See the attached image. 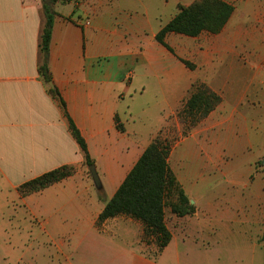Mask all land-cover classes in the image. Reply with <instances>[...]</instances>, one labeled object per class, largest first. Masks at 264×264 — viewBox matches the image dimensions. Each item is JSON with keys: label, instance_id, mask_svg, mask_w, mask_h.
Here are the masks:
<instances>
[{"label": "crops", "instance_id": "1", "mask_svg": "<svg viewBox=\"0 0 264 264\" xmlns=\"http://www.w3.org/2000/svg\"><path fill=\"white\" fill-rule=\"evenodd\" d=\"M169 7L148 0L57 3L47 81L40 73L42 0H0V257L6 262H14L15 246L33 241L56 248L65 264H264V211L239 206L226 188L232 182L204 175L211 150L189 135L206 117L190 126L182 107L195 84L207 85H192L174 51L156 40L175 16ZM87 19L90 25H82ZM52 90L86 141L100 190L85 174L84 154ZM175 115L182 133L163 126ZM155 138L169 144V167L196 211L177 216L167 207L171 241L148 254L141 222L123 215L97 220ZM65 165L74 168L72 176L20 193L23 183ZM201 186L204 195L196 194Z\"/></svg>", "mask_w": 264, "mask_h": 264}, {"label": "rangeland", "instance_id": "2", "mask_svg": "<svg viewBox=\"0 0 264 264\" xmlns=\"http://www.w3.org/2000/svg\"><path fill=\"white\" fill-rule=\"evenodd\" d=\"M148 1L152 5L169 3L170 17L176 15L179 5L195 0ZM225 1L235 10L220 33L205 32L198 37L172 33L166 41L192 85L203 82L220 97L217 108L189 132L199 142H207L211 150L212 163L204 175L232 182L226 188L238 197L239 206L264 211V0ZM167 121L163 125L166 132L170 127L179 133L184 130L180 117ZM85 174L91 176L88 169ZM205 191L201 186L196 194L204 195ZM152 244L141 243V248L145 253H156L155 249L150 252ZM14 250V262L0 257V264H65L59 262L64 258L56 248L33 241H25Z\"/></svg>", "mask_w": 264, "mask_h": 264}, {"label": "trees", "instance_id": "3", "mask_svg": "<svg viewBox=\"0 0 264 264\" xmlns=\"http://www.w3.org/2000/svg\"><path fill=\"white\" fill-rule=\"evenodd\" d=\"M74 0H42L46 18L41 35L40 48L44 61L40 73L49 81L47 57L53 27L57 15L54 6L57 3H68ZM235 7L225 0H195L189 5H179L176 15L156 34V40L168 50L166 43L168 34H180L187 37H198L202 33H220L234 13ZM188 67L189 63L183 61ZM59 101L68 120L69 130L80 146L87 166L94 164L90 157L86 141L76 127L74 121L66 113V105L60 94L52 90ZM220 97L204 84H195L190 97L182 107V114L195 125L219 104ZM169 144L155 138L145 149L125 180L121 183L113 197L106 203L97 223L120 215L130 217L143 225L141 243H154L156 253L161 252L171 241V233L165 221V209L169 207L177 216L192 215L196 211L194 204L177 181L169 167ZM74 174L71 166H61L33 178L19 187L22 195L40 192L47 187L61 182Z\"/></svg>", "mask_w": 264, "mask_h": 264}, {"label": "water", "instance_id": "4", "mask_svg": "<svg viewBox=\"0 0 264 264\" xmlns=\"http://www.w3.org/2000/svg\"><path fill=\"white\" fill-rule=\"evenodd\" d=\"M88 170L90 172L92 181H93L96 189L100 190L102 188V183H101L100 178L98 176L95 165L93 164L91 166H88ZM191 203H193V201H191Z\"/></svg>", "mask_w": 264, "mask_h": 264}, {"label": "built area", "instance_id": "5", "mask_svg": "<svg viewBox=\"0 0 264 264\" xmlns=\"http://www.w3.org/2000/svg\"><path fill=\"white\" fill-rule=\"evenodd\" d=\"M82 25H90V20H85L84 22H82Z\"/></svg>", "mask_w": 264, "mask_h": 264}]
</instances>
